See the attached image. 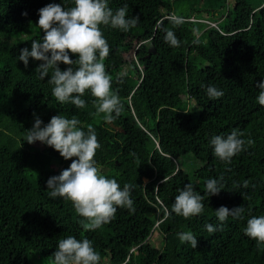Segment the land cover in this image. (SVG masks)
Returning a JSON list of instances; mask_svg holds the SVG:
<instances>
[{"label": "trees", "instance_id": "obj_1", "mask_svg": "<svg viewBox=\"0 0 264 264\" xmlns=\"http://www.w3.org/2000/svg\"><path fill=\"white\" fill-rule=\"evenodd\" d=\"M49 3L74 6L0 0V264H38L36 255L46 262L69 235L92 241L99 264H264V246L244 234L249 218L264 215V106L256 99L264 80V0H108L113 12L127 3V16L140 18L128 31L100 25L110 48L103 63L123 106L111 123L93 115L90 90L81 97L84 108L59 103L48 83L52 70L42 80V61L29 58L27 67L19 61L20 50L43 37L38 10ZM173 14L183 18L180 25L170 23ZM165 28L179 47L164 41ZM208 85L223 96L210 99ZM34 113L44 124L62 114L75 116L84 131L92 125L101 145L97 167L121 188L132 186L134 211L118 207L109 223L85 231L71 201L51 198L47 180L72 161L44 143L26 142ZM233 129L254 143L227 163L209 141ZM221 176L220 193L205 194L204 182ZM187 183L204 196V210L184 218L171 209ZM241 205L242 216L219 230L215 210ZM206 224L218 230L209 233ZM186 231L197 237L196 248L179 240ZM34 240L39 245L31 246Z\"/></svg>", "mask_w": 264, "mask_h": 264}, {"label": "clouds", "instance_id": "obj_2", "mask_svg": "<svg viewBox=\"0 0 264 264\" xmlns=\"http://www.w3.org/2000/svg\"><path fill=\"white\" fill-rule=\"evenodd\" d=\"M74 6L65 8L60 4L49 3L38 10V27L43 32V37L31 42V49L25 47L20 50L19 61L27 67L29 58L42 61L38 66L40 79L48 77L52 85V95L59 103L75 105L84 108L86 101L81 97L86 90H90L95 97L93 106L96 109L93 115H103L109 123L114 121L122 111V104L118 94L112 91V77L106 72L103 61L109 55L110 48L101 31L100 25L110 26L114 29L128 31L134 28L139 16H127L128 4L113 12L108 0H73ZM27 15V13H22ZM173 26L183 22V18L175 14L169 17ZM164 41L171 47H179L180 41L174 31L164 29ZM198 43V41H197ZM78 55L74 61L69 54ZM59 63L68 65L66 70H61ZM75 65V67H73ZM259 94L256 97L259 105L264 106V80L256 84ZM206 94L210 99L223 96L217 87L208 85ZM115 113V116L113 115ZM34 124L27 130L25 140L32 144L36 141L44 143L60 153L65 160H71L67 169L59 175H54L47 180V189L51 198H64L72 202L75 212L82 217L79 221L85 231L96 230L114 218L118 207L134 211L133 200L130 198V184H120L114 178H108L101 173L94 159L96 151L101 147L97 134L92 125L87 126V131L82 130L80 121L73 116H53L47 124L33 114ZM43 125V126H42ZM244 133L233 129L227 136L216 135L209 141L214 155L223 162L231 163V159L245 149V145H252L254 141L249 138L242 139ZM75 157L76 159H72ZM219 179H207L205 194L217 195L223 189ZM249 181L243 182L247 188ZM204 196L194 190L191 183L184 185L175 197L171 211L176 215L189 218L201 214L204 210L202 203ZM245 208L241 205L229 209L220 206L215 210L218 221L223 222L229 217L240 218ZM209 233L218 230V226L205 225ZM244 234L257 242V247L264 246V215L252 216L247 220ZM181 243L187 242L193 248L197 247V237L191 232L178 233ZM51 264H99L100 255L94 249L92 241L87 238L77 239L67 236L58 241L56 251L51 255Z\"/></svg>", "mask_w": 264, "mask_h": 264}, {"label": "rangeland", "instance_id": "obj_3", "mask_svg": "<svg viewBox=\"0 0 264 264\" xmlns=\"http://www.w3.org/2000/svg\"><path fill=\"white\" fill-rule=\"evenodd\" d=\"M193 102H187V107H190V110H194V106H193V104H192ZM51 151L52 152H55L56 150H54L53 148H51ZM55 166V165H54ZM35 241V243L34 242H32L33 244H31V246H37V245H39V243H38V241H36V240H34ZM156 243L157 244H160V237H158L157 239H156ZM35 262H38V264H51V258H49V259H47V261L46 262H43V261H41V258L39 257V255H36L35 256V260H34Z\"/></svg>", "mask_w": 264, "mask_h": 264}, {"label": "built area", "instance_id": "obj_4", "mask_svg": "<svg viewBox=\"0 0 264 264\" xmlns=\"http://www.w3.org/2000/svg\"><path fill=\"white\" fill-rule=\"evenodd\" d=\"M191 19H193V17H191ZM194 19H198V18H194ZM201 20L205 21L206 23L210 24V25H215L216 26V23L209 20V19H206V18H200Z\"/></svg>", "mask_w": 264, "mask_h": 264}]
</instances>
